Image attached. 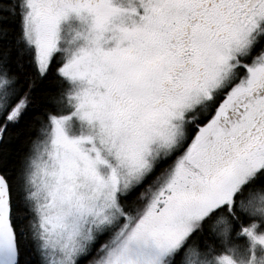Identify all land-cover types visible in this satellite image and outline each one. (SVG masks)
<instances>
[{
  "label": "snow or ice",
  "instance_id": "snow-or-ice-1",
  "mask_svg": "<svg viewBox=\"0 0 264 264\" xmlns=\"http://www.w3.org/2000/svg\"><path fill=\"white\" fill-rule=\"evenodd\" d=\"M0 264H264V0H0Z\"/></svg>",
  "mask_w": 264,
  "mask_h": 264
},
{
  "label": "clouds",
  "instance_id": "clouds-1",
  "mask_svg": "<svg viewBox=\"0 0 264 264\" xmlns=\"http://www.w3.org/2000/svg\"><path fill=\"white\" fill-rule=\"evenodd\" d=\"M66 39H68L69 41L72 40V34L71 33H67L66 34Z\"/></svg>",
  "mask_w": 264,
  "mask_h": 264
}]
</instances>
